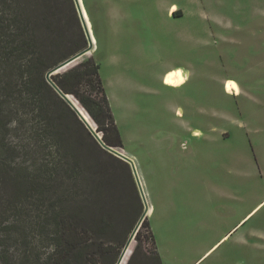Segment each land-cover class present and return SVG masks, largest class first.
Masks as SVG:
<instances>
[{"label":"rangeland","instance_id":"rangeland-1","mask_svg":"<svg viewBox=\"0 0 264 264\" xmlns=\"http://www.w3.org/2000/svg\"><path fill=\"white\" fill-rule=\"evenodd\" d=\"M80 4L95 41L86 57L100 64L121 149L144 182L155 239L135 237L125 264H153L154 247L161 264H264V0ZM177 67L187 76L165 85V72ZM227 80L239 92L223 88ZM4 100L0 249L14 254L16 239L35 237L33 223L59 197L63 214L86 206L89 218L108 222L107 263H116L122 251L114 240L127 231V242L143 212L120 165L87 158L58 189L44 186L43 143L32 138L31 115Z\"/></svg>","mask_w":264,"mask_h":264},{"label":"trees","instance_id":"trees-1","mask_svg":"<svg viewBox=\"0 0 264 264\" xmlns=\"http://www.w3.org/2000/svg\"><path fill=\"white\" fill-rule=\"evenodd\" d=\"M180 16L179 10L173 13L174 18ZM86 46L73 0H0V91L3 100L9 99L15 112L22 109L31 115L32 138L36 144L43 143L38 170L43 175L44 186L57 188L63 175L73 173L75 168H86L87 158L115 162L136 194L139 215L142 205L128 164L96 143L46 81L49 70ZM51 80L62 93L71 95L85 109L97 124L96 131L102 133L105 145L122 148V139L100 77V64L92 56L51 76ZM92 93L96 97L94 101ZM3 100L0 107L6 103ZM94 104L98 111L94 110ZM55 198V203L46 205L37 222L33 223L35 237L16 239L15 243H19L14 254H7L1 248L0 264H109L107 258L113 247L107 237L108 222L99 223L89 218L86 206L80 207L78 212L73 208L72 212L63 214L59 204L67 203ZM43 204L33 206L38 210ZM145 231L147 235L142 236ZM141 237L155 245L146 218L136 234V238ZM126 238L127 231L114 240L118 252L124 248ZM153 250L151 262L161 264L156 248ZM133 256L134 253L131 260ZM128 257L125 256V263Z\"/></svg>","mask_w":264,"mask_h":264},{"label":"water","instance_id":"water-1","mask_svg":"<svg viewBox=\"0 0 264 264\" xmlns=\"http://www.w3.org/2000/svg\"><path fill=\"white\" fill-rule=\"evenodd\" d=\"M75 12L77 14L80 26L82 28V31L84 33V36L86 38V48L81 50L80 52L76 53L72 57L68 58L64 62L60 63L59 65L55 66L51 70H49L46 74V81L49 83V85L56 91V93L60 96V98L71 108V110L75 113V115L78 117L80 122L83 124V126L87 129V131L91 134L93 139L96 141V143L105 151L110 153L111 155L117 157L118 159L122 160L123 162L127 163L130 167L131 174L133 176L135 185L137 187L141 203L143 206V212L141 214V217L137 224L135 225L133 231L131 232L116 264H120L123 257L125 256L128 248L130 247L131 243L134 241L137 232L139 231V228L141 226V223L143 220L147 217L148 212H149V206L143 191V187L139 178V174L137 172L135 162L131 160L129 157H126L124 154L120 152L122 151L121 148H116V147H109L105 145V143L102 140V137L100 134L96 131L94 128L93 122L89 116V114L85 111V109L81 106H79V102L74 99L71 95L64 94L62 93L56 85L53 83L51 80V76L56 75L58 73L64 72L67 69L71 68L74 66L77 62L82 60L84 57H86L94 48H95V41L93 40L91 33L89 31V28L87 27V24L85 22L80 4L78 0H73ZM78 105V106H77Z\"/></svg>","mask_w":264,"mask_h":264},{"label":"bare ground","instance_id":"bare-ground-1","mask_svg":"<svg viewBox=\"0 0 264 264\" xmlns=\"http://www.w3.org/2000/svg\"><path fill=\"white\" fill-rule=\"evenodd\" d=\"M79 1V4L81 3V0H78ZM80 7H81V10H82V13H83V16H84V19H85V22H86V24H87V27L89 28V31H90V33H91V35L93 36V34H92V30H91V25H90V23H89V19H88V17H87V14H86V12L84 11V9L82 8V5L80 4ZM174 9V8H173ZM173 9H172V13H173ZM93 40H94V37H93ZM187 76V72L185 71V70H183V69H180V68H176L174 71H172V72H170V73H167L166 75H165V78H164V84L165 85H168V86H178V84L180 83V81L181 80H183L185 77ZM225 87H226V89H228V90H231V91H237L238 90V87H237V84L234 82V81H231V80H228V81H226V83H225V85H224ZM78 106V105H77ZM192 135L193 136H195V137H198V136H200L201 135V133H200V131H198V130H194L193 132H192ZM120 152L122 153V154H124L126 157H129L131 160H133V161H135V159H134V157L133 156H131V155H129L126 151H124V150H120ZM135 166H136V162H135ZM137 167V170H138V172H139V177H140V180H141V184H142V186H143V189L145 188V186H144V182H143V180H142V178H141V175H140V171H139V169H138V166H136ZM148 216V215H147ZM132 245H133V242L131 243V245H130V247H129V249H128V251L126 252L127 254H125V256L126 257H128L129 256V254L131 253V251H132ZM125 256L123 257V259L125 258ZM122 259V261H121V263L122 264H124L125 263V259L123 260ZM120 263V264H121Z\"/></svg>","mask_w":264,"mask_h":264},{"label":"crops","instance_id":"crops-1","mask_svg":"<svg viewBox=\"0 0 264 264\" xmlns=\"http://www.w3.org/2000/svg\"><path fill=\"white\" fill-rule=\"evenodd\" d=\"M177 68H178V67H177ZM175 69H176V68H173V69L168 70L167 72H165L164 75H166L167 73H169V72H171V71H174ZM162 81H163V79H162ZM227 81H228V80H227ZM231 81H233V80H231ZM178 86H179V85H178ZM170 87H176V86H170ZM237 92H239V86H238V91H237ZM107 97H108V96H107ZM108 100H109V98H108ZM137 160H138V159H137ZM134 162H135V161H134ZM136 166H138V165H137V162H136ZM258 205H259V204H258ZM258 205H257V206H258ZM257 206H256V207H257ZM256 207H255V208H256ZM255 208H253V209H252V210H251L246 216H248V215H249V214H250ZM151 212H152V209H151ZM246 216H245V217H246ZM245 217H244V218H245ZM244 218H242L240 221H238V223H237V224H236V225H235L230 231H232L236 226H238V225L240 224V222H241ZM230 231H229V232H230ZM229 232H227L225 235H223L220 239L224 238ZM220 239H219V240H220Z\"/></svg>","mask_w":264,"mask_h":264},{"label":"flooded vegetation","instance_id":"flooded-vegetation-1","mask_svg":"<svg viewBox=\"0 0 264 264\" xmlns=\"http://www.w3.org/2000/svg\"><path fill=\"white\" fill-rule=\"evenodd\" d=\"M223 88H224V84H223Z\"/></svg>","mask_w":264,"mask_h":264}]
</instances>
